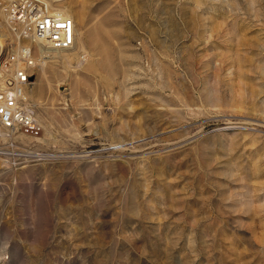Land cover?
I'll list each match as a JSON object with an SVG mask.
<instances>
[{
	"label": "rangeland",
	"instance_id": "obj_1",
	"mask_svg": "<svg viewBox=\"0 0 264 264\" xmlns=\"http://www.w3.org/2000/svg\"><path fill=\"white\" fill-rule=\"evenodd\" d=\"M46 1L83 50L0 155V264H264V0Z\"/></svg>",
	"mask_w": 264,
	"mask_h": 264
},
{
	"label": "built area",
	"instance_id": "obj_2",
	"mask_svg": "<svg viewBox=\"0 0 264 264\" xmlns=\"http://www.w3.org/2000/svg\"><path fill=\"white\" fill-rule=\"evenodd\" d=\"M0 11L10 40L0 50V128L6 142L0 147V155L9 156L8 151H12L16 153L14 160L21 161L31 151L15 148L17 135L34 137L40 128L25 96L42 66L41 58L36 57L37 47L71 49L76 39L75 24L46 0H0Z\"/></svg>",
	"mask_w": 264,
	"mask_h": 264
},
{
	"label": "bare ground",
	"instance_id": "obj_3",
	"mask_svg": "<svg viewBox=\"0 0 264 264\" xmlns=\"http://www.w3.org/2000/svg\"><path fill=\"white\" fill-rule=\"evenodd\" d=\"M55 2H58V1H55ZM49 5H50V7L52 6L51 3ZM56 7L61 9V14H63L66 17H69L71 19V16L67 14L66 10L65 11L63 10L64 9V5L63 4H57ZM75 45L76 44H74V46ZM74 46L71 49H68V50L52 51V50L46 48L45 46L39 44L38 47H37V48H39L38 49V54H39V58H41V60H42V66H41L40 69H43L45 67L46 63H48L49 61H55V60L59 61V60H62V58L67 60L68 57L70 56L69 52H71V51L77 50L75 54H78V52L80 50H83L82 47H79V49H78L77 46H75V47Z\"/></svg>",
	"mask_w": 264,
	"mask_h": 264
},
{
	"label": "water",
	"instance_id": "obj_4",
	"mask_svg": "<svg viewBox=\"0 0 264 264\" xmlns=\"http://www.w3.org/2000/svg\"><path fill=\"white\" fill-rule=\"evenodd\" d=\"M30 80H32V78H30Z\"/></svg>",
	"mask_w": 264,
	"mask_h": 264
}]
</instances>
